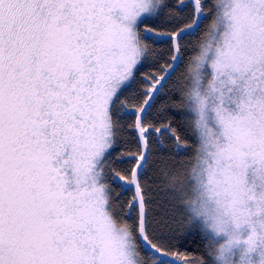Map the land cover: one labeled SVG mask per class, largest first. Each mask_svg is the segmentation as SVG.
I'll use <instances>...</instances> for the list:
<instances>
[{"label":"snow or ice","instance_id":"1","mask_svg":"<svg viewBox=\"0 0 264 264\" xmlns=\"http://www.w3.org/2000/svg\"><path fill=\"white\" fill-rule=\"evenodd\" d=\"M142 250L264 264V0H0V264Z\"/></svg>","mask_w":264,"mask_h":264},{"label":"trees","instance_id":"2","mask_svg":"<svg viewBox=\"0 0 264 264\" xmlns=\"http://www.w3.org/2000/svg\"><path fill=\"white\" fill-rule=\"evenodd\" d=\"M156 22H157V23H162L163 21L161 20V21H156ZM142 27H143V26H142ZM206 27H207V25L205 24V25L201 28V32H200V34H198V36H196V37H192L190 40L186 41V42L189 44V48H188V54L184 57L185 64L187 63L189 57L192 55V52H191V45H192V44H195L196 41H197V40L203 35L204 31L206 30ZM153 47L155 48V50H156L157 52H162V51H164V50L167 49L168 45L163 44V43H158V42H157V43H154V44H153ZM144 70H145V71H149V70H151V69H150L149 66H146ZM183 71H184V68H183V66H182V67L180 68V70L176 73V75H175V77L173 78V80L175 81L176 79H178V78L182 75ZM158 106H159V105H157V107H158ZM181 112H183V109H179V108H175V107L172 108V109H170V115H175V114H177V113H181ZM146 178L149 179V181L151 182L152 174L149 173V174H148V177H146ZM130 195H131V193H129V196H130ZM158 195H159L160 197H163L164 193H163V192H159ZM190 243H191V242H190ZM198 243H199V241H197L196 243H192V244H191L192 251L188 253L190 256H195V255H199V254H200V251H201V250H200L199 247H197ZM141 254H142V256H143L144 259H145V264H152L153 257H152V255H151L150 252H148L147 250H142V253H141Z\"/></svg>","mask_w":264,"mask_h":264}]
</instances>
